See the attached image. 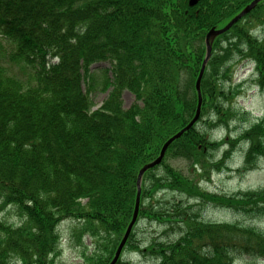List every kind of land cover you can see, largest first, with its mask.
I'll list each match as a JSON object with an SVG mask.
<instances>
[{"label": "trees", "instance_id": "1", "mask_svg": "<svg viewBox=\"0 0 264 264\" xmlns=\"http://www.w3.org/2000/svg\"><path fill=\"white\" fill-rule=\"evenodd\" d=\"M252 1L0 0V40L10 53L0 55V264H56L64 221L73 222L72 245L83 250L85 264H108L132 220L139 187L136 224H162L178 237L143 248L136 225L125 251H146L158 264H235L236 251L264 259V230L207 221L200 210L208 200L264 214V188L218 196L201 185L212 168H228L241 142L249 143L244 171L264 158V118L237 138L218 140L211 132L238 116L235 63L254 62L264 89V35L255 33L264 29V0L213 38L200 119L138 184L143 167L196 113L209 31L225 27ZM100 63L109 66L98 73ZM11 67L30 71L20 77ZM125 90L136 97L129 108ZM107 91L93 109L92 95ZM226 143L217 160L213 152ZM169 158L188 161L193 173ZM176 194L186 201L167 198ZM6 209L19 220L2 217ZM86 236L96 244L89 253Z\"/></svg>", "mask_w": 264, "mask_h": 264}, {"label": "rangeland", "instance_id": "2", "mask_svg": "<svg viewBox=\"0 0 264 264\" xmlns=\"http://www.w3.org/2000/svg\"><path fill=\"white\" fill-rule=\"evenodd\" d=\"M255 33L256 35L261 33L263 36L264 29L258 27V30H256ZM259 36L262 37L261 35ZM7 45L8 43L6 41L3 42L0 40V55L4 52L6 53L5 57L9 58L10 53L8 52L9 47H7ZM108 66V63H100L94 67L98 70V73H101L102 69ZM11 69L12 72H15L16 75L20 77L30 71H19V67H11ZM257 77L258 74L254 63L247 60L235 63L233 79V86L235 88L233 89L239 92L236 100L234 101L236 106L235 108L238 110V116H227L225 122H221L219 126H217V128L220 127L221 129H213L211 132L214 139L229 138L230 134L234 138H237L243 131L249 129L251 125L264 117V89L258 85L256 81ZM229 85L230 84H227V87H229ZM107 96L108 91L106 93H97L92 95L95 102L94 109L99 108ZM123 99L125 108H129L136 101L134 94L128 90H125ZM226 109L227 108H225V110ZM203 126L204 123L200 125V127ZM241 143L242 144L237 146L236 151L232 154V157L227 160L226 165L228 168H224V170L219 172H212L215 170L212 168L210 171V180L201 182L202 187H204L207 192L218 196H234L241 192L243 193L245 191L264 188V158L258 161V164L254 169L244 171L245 153L247 152L249 143ZM216 152L217 151L213 152V157L215 158L216 156L217 160H220V155L222 154L223 157L224 151L219 153ZM168 162L187 175L192 172L190 163L182 158H169ZM223 166L224 165H222V167ZM173 196H176L177 200L186 201V197L180 194L170 195L167 198L172 199ZM161 198H164L163 195ZM200 210L202 218L207 221L253 225L257 228L259 227L261 230H264V214L255 216L241 211L228 209L221 204H215L208 200L201 202ZM2 217L7 218L10 222H17L19 220L18 216L12 209L4 210ZM136 225V239L140 241L139 244H141L143 248L153 242H162L178 237L177 230H169L162 224H153L148 220H142ZM72 226V221H64L59 227V232L61 233V256L58 258L56 264H85L83 250L72 245V242H74L71 234ZM84 241L89 247L90 251L87 249L88 253L92 252L96 248V244L91 237L86 236ZM234 257L235 264H264V259L258 257L256 258L252 255L239 251L234 252ZM123 258L128 259L135 264H158L157 259L146 251L145 253L140 251H125ZM12 264H16L15 261L12 262Z\"/></svg>", "mask_w": 264, "mask_h": 264}, {"label": "water", "instance_id": "3", "mask_svg": "<svg viewBox=\"0 0 264 264\" xmlns=\"http://www.w3.org/2000/svg\"><path fill=\"white\" fill-rule=\"evenodd\" d=\"M260 1V0H254L250 5H248L240 14H238L228 25H226L223 29H215L213 28L209 34L207 35V38H206V44L208 46V55H207V58L205 59L204 63H203V66H202V69H201V72H200V75H199V78H198V81H197V90H198V93H199V104H198V109H197V112H196V115L194 116V118L192 119V121L184 128L182 129L181 131H179L177 134H175L173 137H171L163 146L162 150H161V153L159 155V157L157 159H155L153 162L145 165L143 167V169L141 170L140 174H139V179H138V184L140 186L141 184V179H142V175L143 173L148 169V168H151L157 164H159L164 155H165V152L167 150V148L169 147V145L176 139V138H179L186 130L190 129L193 124L198 120L199 116H200V113H201V105H202V93H201V80L203 78V75H204V71H205V67H206V64H207V61H208V58H209V55H210V52H211V40L219 35V34H222L223 32H225V30H227L228 28H230L232 26V24H234L236 21H238L240 18H242L246 13H248L252 8H254V6L256 5V3ZM197 2V0H191V4H195ZM140 197H141V189H139L138 191V195H137V201H136V207H135V211H134V216H133V219L131 221V223L129 224L128 226V229L114 255V258L112 259V261L110 262V264H116L118 259L120 258V255L122 253V250L126 244V241L131 233V230L137 220V217H138V213H139V207H140Z\"/></svg>", "mask_w": 264, "mask_h": 264}]
</instances>
